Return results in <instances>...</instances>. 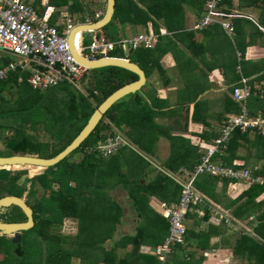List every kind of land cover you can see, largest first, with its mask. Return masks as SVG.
I'll return each mask as SVG.
<instances>
[{"label": "trees", "instance_id": "obj_1", "mask_svg": "<svg viewBox=\"0 0 264 264\" xmlns=\"http://www.w3.org/2000/svg\"><path fill=\"white\" fill-rule=\"evenodd\" d=\"M205 1L206 0H115L113 19L102 29V32L110 25L115 28L117 24L128 23L132 26H142L144 28L146 24L150 22L154 32L158 34L159 40L163 36L161 34L162 26L167 33L172 34L174 32L175 36H178L179 30L185 29V7L189 8L194 15L200 17L203 13ZM256 1L257 0H248L249 6H254ZM262 1L264 2V0ZM49 3L55 7L67 6V10L71 13L81 10L84 11L85 9L84 3L81 6L75 1L70 5H68V0H49ZM103 4L105 6V0ZM220 6L229 9L232 6V0H223ZM96 9L97 8L94 7V10L91 11L93 16L98 11ZM262 18L264 20V12L262 13ZM94 21L96 20L93 19V22ZM255 29L261 33L257 27H255ZM103 33L107 39L114 40L118 38L116 32L111 34L108 31H104ZM189 34L191 35L193 33ZM176 42L177 41H174L175 44ZM163 50L164 48L160 49L158 47L131 50V55L129 54V57L132 56L134 60H131V57L129 60L139 65L145 75H147L153 70L160 68L159 60L163 54ZM240 50V53L243 55V49L240 48ZM113 53H111V56H113ZM19 76V73L14 72L11 73L6 80L0 81V120H4L2 121L4 125L0 123V129L3 126L12 130L13 133L15 132L14 136L9 140L5 138L8 143L7 146L9 147L10 143L15 142L18 137V132H20L16 126L18 128H20V126L26 127L27 123H33L36 125L37 129L41 128L42 130V127H44L47 133L46 135L49 136L53 146H51L49 140L45 141L43 143L44 150L42 149V154L38 155L41 158H51L63 151L83 129L94 110L108 96L122 86L137 80L135 74L117 67L88 70L81 79V84L86 87V95L83 96L77 90L75 91L71 84L58 85L45 91L35 90L28 85L26 74L21 75L22 80L20 82H18ZM236 81H238V78ZM9 92H13V97L7 98ZM133 98L139 101V97L136 94H129L115 102L106 111L91 134L75 151L55 166L47 169L48 172L53 171L52 181L56 183H51V180L49 183L42 182L43 180H47V175H42L40 177V184L46 196L43 195L38 210L42 214L46 213L43 212V207L53 202L56 205L55 208H57V213L53 215L46 213V216H41L38 232L41 235L42 246L35 251L41 252L42 258L33 263L71 264L70 260L73 256L75 259L76 255H80L82 258L84 257L82 253H84L83 250L85 251V248L89 250L94 248V253L92 255L88 254L89 257H87V260L88 258L90 260V264L98 262L99 258L103 264L159 263L153 249L160 245L166 238L168 234V221L166 218L153 213L151 209L148 210L149 213H147L144 210L145 207L147 208V203L141 198L144 199L145 196L153 194L167 202L176 201L174 200L175 192L177 189L181 188L176 186L172 179H169V177L162 173L157 174L152 183L146 184L141 182V179L144 178L141 174V169L143 172V165H146V161L140 154L126 145L121 147L115 155L107 159L96 156V154L90 150L92 146L102 142L108 136H115L117 133L116 131H120L128 138L130 143L138 149L137 151L147 155L151 153L150 146L156 142V134L159 132L153 122V110L150 104L145 102L144 104L138 103L139 111H136V109L130 107ZM49 100H56L59 105L61 104L66 108V113L59 112L56 114V112H54L51 118H47L46 121L43 120L42 118L46 117L45 113L47 112L45 110L46 107H43V105L48 103ZM226 100V103L229 105L228 110L230 113L236 114L240 112V107L237 103L233 102L230 98ZM34 107L39 109V113H33ZM31 116H33L34 121L30 119ZM5 119H7V121ZM192 120L194 121L193 118ZM18 123H20V125H18ZM203 124L205 126L207 125L205 123ZM249 133L250 131L242 133L239 129L233 132L226 148L223 149L220 154H223L221 158L223 164L231 166L232 160L236 157L238 149L244 145L246 146V144L251 147V149H255L254 156L264 160V136L255 134L251 139ZM206 134L207 132H204L201 138L207 143L217 137L216 133H211L210 135ZM23 138V140L16 141V145H20L19 149L25 146L28 137L23 135ZM168 139L171 142L172 159L178 160L177 158H179V161L184 163V165L186 161L192 160V149L188 146V141L171 136H168ZM39 150L41 151L37 146L33 149L34 152H39ZM12 151L19 152L18 149ZM76 152L82 153V158L77 163L69 159V157ZM14 154L16 153H12V155ZM218 156L219 155H216V157ZM251 173L253 175H264V164L262 170L259 172L252 171ZM43 176L46 178H42ZM97 176L101 178L97 179ZM195 180L194 186L205 193H208L209 185L216 182L215 178L210 176H198ZM111 183H119L122 188L127 191L129 198L132 200V207L138 218V226L135 234L122 235L118 241L115 242L113 247L106 249L102 247L103 244L101 243L104 240L112 239L113 228H111V230L109 229V234H106L104 237L97 236L99 239L98 243L93 240L84 242L81 240V236L84 238L86 236L88 238L92 237L94 230L90 223L94 222L96 217L98 218L97 214L99 213L100 206H102L103 209L100 211L103 219L110 215L108 216L109 225L115 227L116 224L121 222L120 220L123 213L122 208L118 204L112 202L114 204L113 206H107L100 203L96 204L95 202L98 199H102ZM54 185H56V187ZM258 191L262 192L263 187L253 185L241 195V198L244 196L247 197L244 206L248 208V210L251 203L258 195ZM111 209H113V211ZM114 213L117 217L113 216ZM64 218L76 220L78 231L72 245H68L66 248H63L65 244H62L60 230L54 228L55 225L61 226ZM84 220L88 221L85 227L82 226V221ZM258 221L261 223H259L260 225L255 231L264 239V235L261 234V231L264 230V213L258 216ZM84 229L85 232H83ZM212 231H216V229L213 228ZM192 233V231L191 233H187L184 244L190 247L195 244L196 247L201 246L205 248V246L201 245V237L199 235H191ZM206 234H208V232ZM206 238L208 239L209 236H206ZM190 239L194 243L190 241ZM146 240H150V244L153 247L152 252L148 254L140 251V247L145 244L144 242ZM127 247L129 248V253L126 254ZM236 248L235 250H238V252H244V256L248 260L255 258L257 263L254 262V264H264V244L258 243L254 236H241L240 240L237 241ZM117 250H121V253L118 254ZM184 251V245L172 244L171 253L168 255L165 264H195L189 260L186 262L188 255H186V257L182 255L185 253ZM94 254H100L101 256L97 257V255ZM192 254L193 252L189 253V257ZM33 257L34 256L31 258ZM77 261L78 264H84L81 259ZM245 264L252 263H248L247 261Z\"/></svg>", "mask_w": 264, "mask_h": 264}, {"label": "crops", "instance_id": "obj_2", "mask_svg": "<svg viewBox=\"0 0 264 264\" xmlns=\"http://www.w3.org/2000/svg\"><path fill=\"white\" fill-rule=\"evenodd\" d=\"M70 4L71 2H68V5ZM29 5L39 15H42L47 9L46 13L51 14L50 23L59 27V29L63 27L64 19L72 21L73 15H77L78 19H76V22H81L86 17V8L84 11L71 13L67 10V6L55 7L49 3V0H39L38 3L34 2ZM222 10L229 14H236V16L225 20L233 27L231 34L227 33L219 23H213L202 30H195L193 26L202 14L197 17L187 7H185V29L179 30L178 36H175L174 32L172 34L167 33L164 27H161L165 33L162 34L163 36L160 40L158 39L157 45H154V47L160 49L164 48L159 60L160 68L145 75V85L134 93L136 95L138 93L146 95L145 99L142 98L141 101L142 103L147 102L150 104L154 114L153 122L159 131L156 134V142L150 146L151 153L148 155L140 153L122 132L116 131V135L118 134L122 137L125 145L140 154L146 161V165H143L144 171L142 172L141 169V174L144 176L141 182L152 183L156 175L162 173L181 188V183L188 178L184 171L193 172L204 153L201 144L207 142L202 140V134L204 132H207L206 135L216 133L218 136L223 123L228 117L234 115L229 112V105L226 103V99L230 98L233 101L232 89L235 86H243V79L246 80V85L250 90V97L245 105L249 115L257 116L261 114L262 116L264 114V20L262 18L264 2L257 0L254 6H249L248 0H232V6L229 9L224 7ZM98 11L101 10L99 9ZM148 27L152 28L150 22L144 28L139 26L142 32L138 34L146 31ZM189 33L193 34L190 35ZM118 37L127 36L122 34V36L118 35ZM174 41H177L176 44ZM240 48L244 51L243 55L240 53ZM119 58L129 59V57ZM9 62L1 60L0 67ZM16 73L20 74L18 82L22 80V74H26V78L28 77L27 72L17 71ZM19 78H21L20 81ZM237 78L238 81H236ZM138 103L140 102L133 98L130 107L139 111ZM235 103L239 105L241 110L242 104ZM203 123L207 125L205 126ZM250 133L252 134L250 135ZM250 133L249 137L252 139L255 133L251 131ZM168 136L188 141V146L192 149V160L186 161L184 165V163L179 161V158H177L178 160L172 159L171 142ZM254 150L247 144L240 147L236 152V157L232 160L231 166L245 168L251 172L262 170L264 160L254 156ZM16 155L39 157L38 154H33L32 152L30 154ZM222 155L215 156L213 161L223 164L221 162ZM96 156L99 155L96 154ZM201 176L213 177L216 182L209 185L208 193L202 192L194 186L200 194L202 202L195 205L194 210L189 213L185 226L187 230L186 236L191 231L193 232L191 235H199L201 237V245L205 246V248L196 247L195 244L191 247L183 244L186 254H181L185 257L188 255L186 262L189 260L195 264H245L248 259L244 256V252L235 250L240 237L255 236L256 238H254L258 243L264 244V239L255 231L260 225L259 223H261L258 221V216L264 213V187L261 186L263 191H258V195L248 210L244 206L247 197L241 198V195L253 185H248L242 181L233 182L226 178L214 177L208 174ZM100 178V176H97V179ZM180 190L177 189L175 192L174 200L176 201L171 202L160 199L153 194L145 196L144 199L139 198L147 203V208L145 207L144 209L147 213L151 209L153 213L164 217L162 204L170 206L176 203L180 197ZM118 195L120 198L116 197ZM95 202L96 204L100 203L107 206H113V203L118 204L122 208V218L128 217L130 220L135 221L133 233L135 234L138 218L132 207V200L121 184L111 183L102 199H98ZM125 209H129V211L126 212ZM102 210V206H100L97 214L99 220L95 216V221L90 224H92L94 232L98 233V237H104L109 234V229L111 230V228H113L112 232L113 236H115L122 229V218L119 224L112 227L108 224V216L110 215L105 219L101 217L100 211ZM111 210L113 211V209ZM113 216L117 217L115 213ZM213 228L216 231H212ZM262 231L264 232V230ZM262 231L261 234L264 235ZM207 232L208 234H206ZM133 234H123L122 232L119 234V238L122 235ZM206 236H209V238L207 239ZM109 240H104L101 243L103 248L109 249L104 246ZM195 240L198 241L197 239ZM190 241L192 240L190 239ZM144 243L140 247V251L147 254L151 253L153 247L150 244V240H146ZM85 249L89 251V249ZM191 252L193 254L189 257ZM84 258L86 261L87 257L84 256ZM95 263L103 264L100 258Z\"/></svg>", "mask_w": 264, "mask_h": 264}, {"label": "built area", "instance_id": "obj_3", "mask_svg": "<svg viewBox=\"0 0 264 264\" xmlns=\"http://www.w3.org/2000/svg\"><path fill=\"white\" fill-rule=\"evenodd\" d=\"M222 1L206 0L202 16L193 28L202 30L213 23H219L231 34L233 27L225 20L236 14L224 12L220 6ZM46 10L39 15L27 0H0V50L13 57L9 63L0 67V81L6 80L11 73L22 71L28 73L26 81L35 90L45 91L61 84L78 87L77 83L81 82L88 69L77 62L73 52L88 60H98L114 57L111 53L119 50L150 49L158 42V34L151 27L131 38L118 37L114 40L107 39L100 31L85 34L82 30H77L73 35L71 49L68 42L71 32L78 25L90 24L93 20L86 18L75 23L64 19L63 27L59 29L50 23L51 14H47ZM101 16L102 12L98 11L94 14V19L98 20ZM164 32L161 29V34ZM242 83L243 86H235L231 92L233 101L242 104L240 112L228 117L216 138L201 144L204 153L193 172L184 171L188 178L181 183L178 201L170 206L162 204V214L168 221V234L164 241L153 249L158 264H165L172 244L185 243L187 215L194 210L195 205L202 202L194 187L198 176L208 174L233 182L242 181L248 185L264 187V176L253 175L245 168L213 161V158L226 148L236 129L242 133L251 131L264 136V114L249 115L245 105L250 97V90L246 80L243 79ZM124 145L120 135H113L92 146L90 150L106 158L117 153Z\"/></svg>", "mask_w": 264, "mask_h": 264}, {"label": "rangeland", "instance_id": "obj_4", "mask_svg": "<svg viewBox=\"0 0 264 264\" xmlns=\"http://www.w3.org/2000/svg\"><path fill=\"white\" fill-rule=\"evenodd\" d=\"M38 1L39 0H28V3L29 4H33L34 2L36 3H38ZM55 1V0H54ZM73 1H75L77 4H79V5H81L82 6V3H84V5H85V8H86V17H85V19L86 18H88V19H90V20H93V14H92V12L91 11H93L94 10V7L95 8H97L96 10H101V12L103 13L104 11V8H105V6H104V0H68V2H73ZM61 17V16H60ZM59 17V18H60ZM76 19H78L77 18V15H73V17H72V22H76ZM85 19H83V21L85 20ZM104 31H108L109 33H111V34H114L115 32H116V35H119V36H122V34L123 35H126L127 37H131V36H133V35H136V34H138V33H140V32H142L141 30H140V28H139V26H132V25H130V24H128V23H120V24H117V26L114 28L113 26H109V27H107V29L106 30H103V32ZM102 32V30H101V33L104 35V33ZM105 36V35H104ZM129 54H130V52L128 51V50H119V51H117V52H115V53H113V56L115 55V56H122V57H129ZM131 55V54H130ZM131 57V60H134L133 58H132V56H130ZM129 57V58H130ZM13 57H11V55H9L7 52H4V51H1L0 50V61L1 60H4L5 62H9L11 59H12ZM78 84V87L77 88H75L74 86H72V88L73 89H75V91L77 90L79 93H81L83 96H85L86 94H85V91H86V87L83 85V84H81V82H78L77 83ZM149 94V93H148ZM150 95V94H149ZM138 97H139V102L140 103H142V98L143 99H145V97H146V95H144V94H140V93H138V95H137ZM151 96V95H150ZM9 97H13V92H9L8 94H7V98H9ZM142 104H144V103H142ZM133 105H135L134 103H133ZM43 107H46V117L45 118H42L43 120H47V118L49 119V118H51V116H52V114L54 113V112H56V114H58L59 112L61 113H66V108L65 107H63L61 104L59 105L58 103H57V101L56 100H49V102L48 103H46V104H44L43 105ZM33 113H39V109L38 108H36V107H34L33 108ZM32 121H34V118H33V116H31V118H30ZM6 121H7V119H5ZM2 121H4V120H0V123L1 124H3L4 122H2ZM0 124V125H1ZM4 125V124H3ZM18 125H20V123H18ZM14 128V127H13ZM16 128L20 131V132H18V137H17V139L15 140V142H13V143H10L9 144V147L7 146L8 145V143H7V140H5V138H7L8 140L11 138V137H13L14 136V133H13V131L12 130H10V129H8L7 127L5 128V127H3L2 126V128L0 129V156H7V155H12V153H16V154H23V153H29L30 154V152L31 151H33V149L37 146V147H39L40 149H41V151L39 150V152H32L33 154H37L38 153V155H41L42 154V149L44 150V148H43V143L45 142V141H48L49 140V142H50V144H51V142L52 141H50V139H49V136L48 135H46L47 133L45 132V130H44V127H42V130H41V128L40 129H37L36 128V125L35 124H33V123H27V125H26V127H23V126H20V128H18L17 126H16ZM252 133H250V135H251ZM23 135H25L26 137H28L27 138V140H26V144H25V146L22 148V149H19L20 148V145H16V141H19V140H23L24 138H23ZM4 139V140H3ZM6 141V142H5ZM4 144H5V146H4ZM14 145V146H13ZM12 146V147H11ZM51 146H53L52 144H51ZM50 148H52V147H50ZM18 149V151L19 152H14V151H12V150H17ZM30 149H31V151H30ZM16 154H14V155H16ZM81 157H82V153L81 152H76V153H73L70 157H69V159L71 160V161H73V162H75V163H77L80 159H81ZM48 169V168H47ZM32 171V170H31ZM45 175H47V180H43L42 182H44V183H49V181H50V177H49V175L48 174H45ZM42 178H46L45 176H43ZM41 182V180L39 179V181H35V182H33L34 184H39ZM24 186H27V183L25 182V179H23V183H22ZM10 186H12V185H10ZM19 187H14V188H11L10 190H12L11 192L12 193H16V192H20V190L18 189ZM105 194V193H104ZM100 196V195H99ZM104 196V195H103ZM117 198H120L119 197V195L118 196H116ZM52 203L53 202H50L49 203V205H46V206H44L43 207V212H46V213H49V214H51V215H53V214H55V213H57V208H55V204L53 203V205H52ZM125 211L126 212H128L129 211V209H125ZM85 219V218H84ZM98 220H99V218H97ZM135 220H136V218H135ZM138 220V219H137ZM122 221H123V225L121 226L122 227V229H120L119 230V232L115 235V236H113L112 237V239H110L109 241H107L106 242V244L104 245V246H106L107 248H110L112 245H113V243L116 241V240H118L119 239V234H121L122 232H123V234L125 233V234H133L134 233V226H135V221H133L132 219L130 220L128 217H124V218H122ZM82 226L83 227H85V226H87V224H88V221L86 220H84V221H82ZM54 228H56L57 230H60V233H61V235H60V238H61V241H62V244L64 243L65 244V246H63V248H66V247H68V245H72V242H73V240L75 239V236L78 234V231H77V221L76 220H74V219H70V218H64L63 219V221H62V224H61V226H58V225H55L54 226ZM96 229V228H95ZM83 232H85V229H84V231ZM121 232V233H120ZM98 233H96V232H94L93 233V235H92V237H90V238H88L87 236L84 238L83 236H81V240L82 241H84V242H90V240H93V241H96V243H98ZM255 237V236H254ZM94 238V239H93ZM256 238V237H255ZM89 239V240H88ZM67 245V246H66ZM94 247V246H93ZM25 248H26V253H28V256H27V259H26V262H28L27 264H35V263H33V262H36L37 260H39L40 258H42V255H41V252H38V251H35V248H34V246L33 247H30L29 246V248L31 249V250H27V246L25 245ZM70 248V247H69ZM81 248V247H80ZM82 250V249H81ZM129 250V248L127 247V249H126V252ZM84 251V250H83ZM81 252V251H80ZM85 253H87V254H84V253H82L84 256H86V257H89V255H92L93 253H94V248H92L91 250H89V251H87L86 252V249H85V251H84ZM151 252H152V250H151ZM121 253V250H119L118 251V254H120ZM89 254V255H88ZM94 255H97V254H94ZM32 256H34L33 258H31ZM98 256H101L100 254L99 255H97V257ZM44 257H45V255H44ZM43 257V258H44ZM74 257V256H73ZM71 258V260H70V263L71 264H75V263H77L78 264V261L77 260H80L81 259V261L82 262H84V264H88V263H90V260H86L85 261V258L83 257H80V255H76L75 257H76V259L75 258ZM254 260V261H253ZM248 261V263H252V264H254V262H256L257 263V260H255V258H253V259H249V260H247ZM25 262V263H26ZM63 262V261H62ZM88 262V263H87ZM63 263H65V262H63Z\"/></svg>", "mask_w": 264, "mask_h": 264}, {"label": "water", "instance_id": "obj_5", "mask_svg": "<svg viewBox=\"0 0 264 264\" xmlns=\"http://www.w3.org/2000/svg\"><path fill=\"white\" fill-rule=\"evenodd\" d=\"M115 12V0H105V9L101 18L90 23L78 25L71 32L68 37V42L70 48L73 49V35L77 30H82L85 34L92 33L94 31H101L105 26H107L113 19ZM75 58L79 64L86 67L88 70H96L104 67H117L124 70H127L137 76V80L122 86L121 88L114 91L110 96H108L92 113L91 117L87 121L86 125L75 137V139L60 153L51 158H41V157H32V156H23V155H12L7 157H0V182H5L8 180L11 175V166H38L41 168H49L55 166L57 163L62 161L73 151H75L80 144L91 134L95 129L97 124L102 119L106 111L118 100L123 97L134 94L138 92L146 82V76L144 71L134 62H131L129 59L117 58V57H107L98 60H88L83 57H80L73 52ZM16 205L21 208L31 221L30 209L25 205V203L14 196H6L0 198V207L7 205ZM25 224H0V230L4 233L13 232L17 229H25Z\"/></svg>", "mask_w": 264, "mask_h": 264}, {"label": "flooded vegetation", "instance_id": "obj_6", "mask_svg": "<svg viewBox=\"0 0 264 264\" xmlns=\"http://www.w3.org/2000/svg\"><path fill=\"white\" fill-rule=\"evenodd\" d=\"M7 157V156H0ZM11 175L5 182H0V198L14 196L21 199L30 209L31 221L26 213L16 205L10 204L0 207V224H25V229H17L13 232H3L0 230V264H27V250L33 247L38 250L42 246L41 235L38 232L41 216L46 213H40L39 205L42 201L43 191L41 184H34L39 181L42 175L48 174L52 181L53 171L48 172L47 168L38 166H11ZM32 170V171H31ZM23 179L27 183L24 186ZM51 183H56L52 181ZM12 185V186H10ZM19 187L20 192L12 193L10 190ZM56 187V185H54ZM54 187V188H55ZM26 262V263H25Z\"/></svg>", "mask_w": 264, "mask_h": 264}, {"label": "clouds", "instance_id": "obj_7", "mask_svg": "<svg viewBox=\"0 0 264 264\" xmlns=\"http://www.w3.org/2000/svg\"><path fill=\"white\" fill-rule=\"evenodd\" d=\"M165 33V32H164Z\"/></svg>", "mask_w": 264, "mask_h": 264}]
</instances>
